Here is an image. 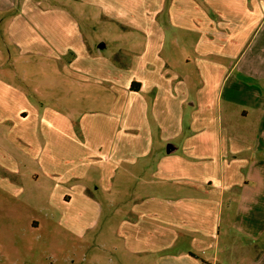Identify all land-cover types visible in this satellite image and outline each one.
Instances as JSON below:
<instances>
[{"label":"rangeland","instance_id":"obj_1","mask_svg":"<svg viewBox=\"0 0 264 264\" xmlns=\"http://www.w3.org/2000/svg\"><path fill=\"white\" fill-rule=\"evenodd\" d=\"M24 2L34 12V19L24 24L19 35L25 52L12 43L9 31L17 6ZM173 2L0 0V77L25 92L41 116L48 108L64 115L70 125H62V130H72V134L51 132L42 129V118L38 124L31 118L22 123L29 136L22 145L15 141L17 122L32 113L20 109L28 105L22 97L11 99L0 93L6 97L0 98V264L156 263L167 253L159 242L134 252L131 245L140 248L148 231L161 240L156 233L161 232V223L177 222L176 212L168 215L177 209L175 202L197 195L187 184L159 173L160 152L165 157L169 145L181 148L195 118L211 129L244 131L248 124L246 130H257L256 123L228 117L233 109L224 102L222 113L220 107L216 113L204 106L212 96L208 83L216 74L214 66L227 69L219 76V87L242 49H230L223 38L213 53L202 57L212 45H204L201 34L220 15L232 17L229 7L233 9L237 1L185 0L184 14L176 23L171 19ZM48 10L50 17L42 14ZM239 18H233V24ZM40 27L54 41L43 49L44 55L38 44ZM256 28L249 27L248 36ZM76 31L80 38L70 36ZM75 39H82L83 48ZM64 44L65 51V46L61 50ZM144 65L152 69L141 74L148 82V92L143 94L131 85L141 79L135 68ZM233 75L248 83L238 71ZM156 83L157 87H150ZM130 100L135 101L131 106ZM18 109L20 114L13 115ZM162 125L168 130L167 139L166 133L161 134ZM180 128L184 132L177 136ZM12 129L14 134L9 133ZM145 133L152 136V153L146 154ZM240 138L253 143L251 137ZM38 144L44 149H38ZM83 156L84 162L77 161ZM48 171L56 173L55 179ZM198 171L195 168L192 174L197 177ZM64 188L70 189L66 200ZM152 216L157 217L155 222ZM177 248L169 250L172 255Z\"/></svg>","mask_w":264,"mask_h":264},{"label":"crops","instance_id":"obj_2","mask_svg":"<svg viewBox=\"0 0 264 264\" xmlns=\"http://www.w3.org/2000/svg\"><path fill=\"white\" fill-rule=\"evenodd\" d=\"M172 1H175V3L173 2V8L175 7V9L172 8L171 11L172 23L180 22V17L184 14L182 4H185V0ZM186 1L191 2V0ZM236 1L233 9L232 6L229 7L235 12H229L232 17L227 18L226 15H220L221 18L214 22L210 21L208 31L201 34V36H205L203 38L205 39L204 45H212L200 54L202 57H208L207 55L213 53V49L217 48L218 42L223 38L225 41H229L230 49L233 47L236 51L242 49L237 55V57L239 56L238 59L230 68L229 74L223 78L219 87L221 80L219 76L225 73L227 69L225 65L214 66V71L216 69L215 73L218 75L214 74L212 83H208V88L213 91L208 90L209 96L211 94L212 96L206 98L204 106L210 112L216 109V113L220 107L222 113L221 107L222 102H224L227 107L233 109V111L230 110L228 117H240L244 124L245 122L256 123L257 130L254 132L246 130V128H250L248 124L245 129L243 127L244 131H236L233 128L215 129L213 127L211 129L204 127L205 122L195 118L193 129L189 130V137L181 148L179 146L175 153L170 154L167 152L165 157H163V152H160L162 157L157 164L159 173H163L165 178L187 184L189 189L197 192V195L195 198H191V196L175 202L174 205L177 209L168 212V215L173 216V213L176 212L177 222L174 224L168 220L164 222L165 224L161 223L163 225L161 232L156 231L161 240L156 239L152 232L148 231V234L141 241L142 246L140 248L131 245L130 250L134 252L161 244L159 248L167 251L166 256L163 255L164 258L153 264H264V0ZM239 1L245 4L244 8L238 6ZM25 2L22 7L21 5L17 6L18 12L13 16L10 23L11 29L9 30L12 43L14 45L16 43L21 51H24L21 48L19 37L21 28H24V24L34 19V12H29L25 8ZM37 6L40 7V4L38 3ZM14 7H16V4ZM196 7L197 5L194 9ZM49 12L50 10L42 14L50 17ZM238 15H241L240 22L233 24L232 19ZM72 20L74 21V19ZM256 26L253 36H248L249 27L253 29ZM143 30L148 32V27L143 28ZM38 35V44L42 50L40 55H44L43 49L46 51L47 48L53 46L54 41L41 27L38 30ZM71 35L76 37L80 33L76 31ZM75 40H79V47L83 48L82 39ZM242 41L244 45H241ZM68 46L71 49V44H68ZM63 47L65 51L67 44H64L61 50H63ZM233 51L231 54L228 52V55H232ZM149 65L139 66L135 69L138 73L140 71V76L141 74L147 75V71L152 69ZM237 71L245 76L248 83L233 78L235 77L233 73ZM209 72L211 73L210 70ZM161 76L163 77V75ZM137 79L136 81L140 84V93L148 92L147 80H144L145 78L142 76L141 79ZM6 82L0 77V93L6 97H11V99L12 97L16 98V96L22 97L28 105H23L20 109L30 110L32 113V116L28 115V117L21 120L17 118L16 129L18 131L15 132L17 136L15 141L24 145L28 140L29 136L26 134L22 123L30 121L31 118L36 120L34 124L36 122L38 124V119L40 121V118H42V129H48L55 133L72 134L70 127H66L65 131L62 130V125H70L64 115L48 108L44 109L41 116V114L34 111L32 104H29L25 92L16 85H10ZM157 85L158 83L152 84L150 87H157ZM140 93L135 95L139 96ZM238 93L242 94L241 98L235 97ZM6 97L0 98L5 99ZM141 101L144 102V98H141ZM134 102L130 100V106ZM20 109L15 113L13 112V115H19ZM13 115L10 116V119L16 120ZM119 119H121V115L117 116V121ZM234 127H237L236 123ZM160 129L161 134L162 132L166 133L164 139H167V128L163 130L165 128L162 125ZM12 130V132L9 131L10 134H14V129ZM183 132L182 128L177 129L176 135H182ZM139 133L137 131V134ZM245 136L251 137L250 141L253 140V143L249 144L250 142L240 138ZM143 140L144 145L148 144L145 148L146 154L148 152L152 153L155 149L152 136L148 135ZM38 146V149L42 148L40 144ZM84 153L86 155V152ZM247 153H249V157ZM84 156L78 157L77 161L84 162ZM87 158L88 156H85L86 160ZM108 161H110L109 158ZM195 168L199 169L196 174L197 177L192 174ZM47 174H51L50 177L55 179V172L48 171ZM64 182L68 184L67 180H64ZM63 191L65 192L63 195L65 200L71 197L69 188H64ZM81 191H84V189L81 188ZM199 194H202L203 199ZM70 199L72 201V198ZM140 212L142 211H139L140 215H151L150 213ZM132 214L135 215L136 212ZM152 218L154 222L157 220L156 216H152ZM154 222L150 224L155 226ZM169 238L172 240H169ZM138 243L140 244V241ZM176 246L178 248L172 255L169 250L174 249Z\"/></svg>","mask_w":264,"mask_h":264},{"label":"water","instance_id":"obj_3","mask_svg":"<svg viewBox=\"0 0 264 264\" xmlns=\"http://www.w3.org/2000/svg\"><path fill=\"white\" fill-rule=\"evenodd\" d=\"M176 150H177V147H175L174 145H169L167 152L171 154V153H175Z\"/></svg>","mask_w":264,"mask_h":264},{"label":"trees","instance_id":"obj_4","mask_svg":"<svg viewBox=\"0 0 264 264\" xmlns=\"http://www.w3.org/2000/svg\"><path fill=\"white\" fill-rule=\"evenodd\" d=\"M139 87H140V84L138 82H133L131 85L132 90H135V91H139Z\"/></svg>","mask_w":264,"mask_h":264}]
</instances>
